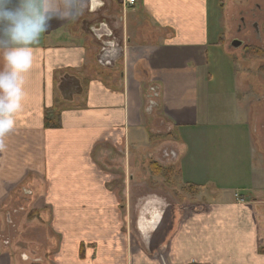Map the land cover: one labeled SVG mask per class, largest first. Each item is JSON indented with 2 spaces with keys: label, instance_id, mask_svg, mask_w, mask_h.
<instances>
[{
  "label": "crops",
  "instance_id": "1",
  "mask_svg": "<svg viewBox=\"0 0 264 264\" xmlns=\"http://www.w3.org/2000/svg\"><path fill=\"white\" fill-rule=\"evenodd\" d=\"M102 1L81 0L80 14L53 19L33 46L23 108L0 150V229L13 213L42 209L53 233L46 264H264L263 92L228 94L232 141L251 150L243 192L213 183L205 161L226 114L221 84L238 83L212 31L211 0ZM104 21L115 41L106 48L112 39L92 31ZM47 109L59 127L45 125ZM157 148H172L201 201L177 204L146 184L140 167ZM14 260L0 248V264Z\"/></svg>",
  "mask_w": 264,
  "mask_h": 264
},
{
  "label": "rangeland",
  "instance_id": "2",
  "mask_svg": "<svg viewBox=\"0 0 264 264\" xmlns=\"http://www.w3.org/2000/svg\"><path fill=\"white\" fill-rule=\"evenodd\" d=\"M263 2V0H211L210 3L212 31H217L221 34L219 42L222 44L225 43L230 54L229 57L224 58L222 61H227L228 66L231 65L230 63H233L231 72L227 69V76L231 79L229 75L233 77L235 73L238 83L235 89L232 87L233 85H227V81L221 84L219 91L223 88L224 90L222 92H224L227 97H218V99L219 102L222 104L224 103L223 110L226 111V114L224 117L217 119L219 127L215 128V131L210 132V135L214 133L216 138L209 139L210 144L208 143L205 149V161H208V163H210L209 165L213 168V171L210 173V177L214 178L212 180L213 183H218L224 186V189L227 188L230 192L237 195L243 192V190H241L242 188L237 186L250 183L247 163L251 150L249 152L250 148L244 138L242 141H237L238 146L237 143L232 141L231 134L236 127L234 124L235 119L231 111L232 105L229 103V100H231L229 95L232 96L229 91L234 90L236 97L245 91L251 94L255 91L258 95L261 92L264 93V58L247 57L244 52L243 44L239 47H233L230 43L234 39H241L244 40V45L249 41V43H252L256 47L264 48V8L262 11H257L258 15L262 17L258 21L261 39H256L255 32L253 29H250L251 27L241 33L237 30L240 22V13L242 11H244V13L250 12L251 9L255 7L256 3H260V5L264 7ZM248 20H250V17H248ZM222 76L223 74L219 73L216 81H220ZM225 79L227 80V77H225ZM259 124H264V117H262ZM258 125H256V127ZM161 133L166 132L162 131ZM155 139L160 142L166 140L162 138ZM257 141L261 154L264 155V129L263 133H260V130H258ZM157 149H150L145 152V164L140 167L142 168L143 174L147 177L146 184H148L149 187L161 188V190L165 189L167 193L170 192L177 198L176 200L173 197L177 204L178 201H190L191 204H197L198 201H201V189H194L188 186V184L181 181L177 176L176 170L178 169V165L177 163L173 164V160H169L172 156V148H167L166 150H162L161 148ZM153 158H156L158 162L163 164L162 166H173L170 172V181L166 180L163 176H154L151 173L149 163ZM160 159L164 161H159ZM133 197L135 201L139 199V196L135 195ZM44 214L42 209L37 208L28 211L23 210L19 213H13L11 215V221L2 222L3 228L0 229V248L1 250H9L12 252L15 259L14 263H47L45 259L49 250L47 240L48 237H53V233L44 225L46 217V214L45 216ZM24 254L28 256L29 260L25 261L23 259Z\"/></svg>",
  "mask_w": 264,
  "mask_h": 264
},
{
  "label": "clouds",
  "instance_id": "3",
  "mask_svg": "<svg viewBox=\"0 0 264 264\" xmlns=\"http://www.w3.org/2000/svg\"><path fill=\"white\" fill-rule=\"evenodd\" d=\"M82 11L81 0H0V150L23 108L25 75L33 66V46L40 42L53 19L71 20Z\"/></svg>",
  "mask_w": 264,
  "mask_h": 264
},
{
  "label": "trees",
  "instance_id": "4",
  "mask_svg": "<svg viewBox=\"0 0 264 264\" xmlns=\"http://www.w3.org/2000/svg\"><path fill=\"white\" fill-rule=\"evenodd\" d=\"M246 56L247 57H256V58H264V48H259V47H249L247 52H246ZM51 109H47L45 111V125L47 127H59L60 121L58 122H54V120L50 117L51 116ZM159 138H167V136L162 135L159 136ZM149 169L151 170V173L154 176H163L166 178V180L170 181V172L173 169V166L170 167H164L162 166L160 163H158L157 161H151L149 164ZM177 171V176L180 178L181 175V171L179 170V168L176 170ZM188 186H193V185H188Z\"/></svg>",
  "mask_w": 264,
  "mask_h": 264
},
{
  "label": "flooded vegetation",
  "instance_id": "5",
  "mask_svg": "<svg viewBox=\"0 0 264 264\" xmlns=\"http://www.w3.org/2000/svg\"><path fill=\"white\" fill-rule=\"evenodd\" d=\"M264 1V0H263ZM264 3V2H263ZM264 7H262L260 5V3H256L255 7L251 9L250 12H245L242 11L240 13V22H239V25H238V32L241 33L243 31H245L246 29H248L249 27H251L250 29H253V31L255 32V37L256 39H261V33H260V30H259V23L258 21L260 20L261 15H258V12L257 11H262ZM248 17H250V20H248ZM236 40H240L242 41V44H243V48H244V52L246 54L247 50L249 47H256L255 45H253L252 43H246L244 45V40H241V39H234L231 41V46L235 47V44H236ZM261 48V47H259Z\"/></svg>",
  "mask_w": 264,
  "mask_h": 264
},
{
  "label": "water",
  "instance_id": "6",
  "mask_svg": "<svg viewBox=\"0 0 264 264\" xmlns=\"http://www.w3.org/2000/svg\"><path fill=\"white\" fill-rule=\"evenodd\" d=\"M94 2H95V4L97 3L98 6H103L104 5V2L102 0H98V1L94 0ZM92 31L95 34V36L98 37V38H101V36H103L105 33H107V36L110 39H112L111 41H105L103 43L105 48H106V46L110 45L108 42H110V43L111 42H115L114 39L112 38V36L114 35V32L109 27V25L106 23V21L101 22V23H99L97 25H94L92 27ZM235 42H236L235 47H239L240 45H242V41H240V40H236ZM106 58H108L107 55H104V59H106Z\"/></svg>",
  "mask_w": 264,
  "mask_h": 264
},
{
  "label": "built area",
  "instance_id": "7",
  "mask_svg": "<svg viewBox=\"0 0 264 264\" xmlns=\"http://www.w3.org/2000/svg\"><path fill=\"white\" fill-rule=\"evenodd\" d=\"M139 0H123L124 4L127 6H135Z\"/></svg>",
  "mask_w": 264,
  "mask_h": 264
}]
</instances>
